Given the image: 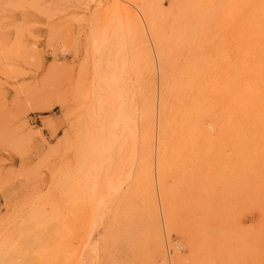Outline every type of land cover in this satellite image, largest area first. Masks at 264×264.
Listing matches in <instances>:
<instances>
[{"label":"rangeland","instance_id":"obj_1","mask_svg":"<svg viewBox=\"0 0 264 264\" xmlns=\"http://www.w3.org/2000/svg\"><path fill=\"white\" fill-rule=\"evenodd\" d=\"M161 2L165 16L176 12L173 0ZM106 12V3L96 0H0V264H46L38 250L45 201L69 205L70 179L87 150L85 140L92 135L98 142L101 130L105 137L115 135L118 143L110 151L111 161L91 173L92 200L99 211L88 242L99 248L93 252L86 246L81 256H94L78 264H178V254L191 252L189 241L196 245L197 262L190 253L193 264H264V171L247 179L242 192L220 173L196 177L194 183L170 178L171 211L179 229L188 231L184 236L169 228L158 188L162 257L143 238L137 220H132L136 228L130 240L108 241L130 222L123 202L133 197L139 178L138 158L120 145L132 141L137 131L143 67L136 46L122 41L120 26ZM216 31L205 39L208 65L224 50L223 62L214 69L215 85L229 86L233 35L227 27ZM150 33L159 91L161 60ZM177 46H168V72L182 81L185 59ZM211 69L199 72V79L209 83ZM110 115L113 128L108 127ZM217 139L221 156L230 160L232 143ZM157 178L156 171L159 184Z\"/></svg>","mask_w":264,"mask_h":264},{"label":"bare ground","instance_id":"obj_2","mask_svg":"<svg viewBox=\"0 0 264 264\" xmlns=\"http://www.w3.org/2000/svg\"><path fill=\"white\" fill-rule=\"evenodd\" d=\"M96 1L106 3V13L120 26L122 41L127 46L131 43L136 46L143 67V84L137 98V131L131 134L132 141L120 145V150L126 148L138 158L139 178L133 197L128 195L123 202L125 210L128 207L130 222L120 232H112L108 241L121 236L130 240L136 228L132 220H137L143 238L161 256L164 236L158 188L169 228L182 232L183 236L188 234L179 229L171 211L170 178L182 182L192 178L194 183L196 177L211 178L212 173H220L230 176L242 192V187H248L247 179L257 178L264 171V0H173L176 12L167 16L161 0ZM225 27L233 35V79L229 86H216L214 69L223 62L224 50L219 49L216 60L208 65L205 39L216 36L217 28ZM150 31L161 60L159 91L148 40ZM170 43L183 50L182 81L169 76ZM209 66H212L210 84L201 81L198 75ZM112 92L108 90L107 94ZM112 116L109 128L114 127ZM101 132L103 138L98 142L93 141L92 135L85 140L87 150L70 179L74 187L67 192L69 205L45 201L38 219L44 230L38 250L46 264H78L85 257L94 256L91 252L81 256L86 246L90 245L93 252L99 248L88 242L92 236L90 225L99 211L92 200L91 173L98 169L95 167L111 161L110 151L118 143L112 133L105 137ZM217 138L232 143L234 156L230 160L221 156ZM105 185L110 187L108 182ZM189 242V256L178 254L176 263L197 262L196 245ZM170 243L167 242V252L172 253ZM160 261L164 264V260Z\"/></svg>","mask_w":264,"mask_h":264}]
</instances>
